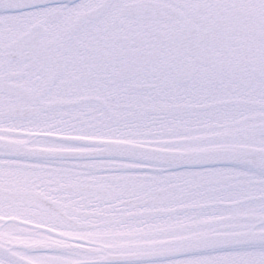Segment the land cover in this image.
<instances>
[{
  "label": "snow or ice",
  "instance_id": "1",
  "mask_svg": "<svg viewBox=\"0 0 264 264\" xmlns=\"http://www.w3.org/2000/svg\"><path fill=\"white\" fill-rule=\"evenodd\" d=\"M0 264H264V0H0Z\"/></svg>",
  "mask_w": 264,
  "mask_h": 264
}]
</instances>
